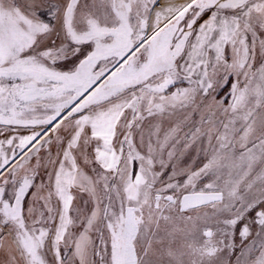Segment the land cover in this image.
I'll return each mask as SVG.
<instances>
[{"label": "snow or ice", "instance_id": "obj_1", "mask_svg": "<svg viewBox=\"0 0 264 264\" xmlns=\"http://www.w3.org/2000/svg\"><path fill=\"white\" fill-rule=\"evenodd\" d=\"M198 95L228 116L217 154L168 172L178 127L143 122ZM0 136V264H214L236 235L264 264V186L216 183L230 145L264 159V0H0Z\"/></svg>", "mask_w": 264, "mask_h": 264}, {"label": "rangeland", "instance_id": "obj_2", "mask_svg": "<svg viewBox=\"0 0 264 264\" xmlns=\"http://www.w3.org/2000/svg\"><path fill=\"white\" fill-rule=\"evenodd\" d=\"M259 62V56L257 57ZM187 82L180 87H187ZM175 87L169 88L168 91H175ZM217 100H223L224 107L231 102V98L225 95L223 92L220 94H214ZM146 115V114H145ZM228 116L225 115L220 107H218L212 101V96L203 98L197 96L195 102L189 104L186 107L169 108L162 114H156L143 122L145 142L148 139V133L154 129V126L159 125V138L163 141L165 134L169 129L173 127H178V131L175 133L174 137L170 139L163 149V160L168 165V172H171L172 167L175 166L178 170L184 168H191L192 170H197L207 163L216 153V149L219 148V143L217 141V136L222 134L225 130L223 123H227ZM223 122V123H222ZM199 129L200 132L197 133V138L192 141V134ZM211 131V141H209V130ZM137 142L139 141V136H136ZM152 141L155 144L156 136L152 137ZM188 145V147H185ZM251 147V145H249ZM168 151H173L174 155L169 160ZM243 149L239 145L229 146L227 149L221 150L219 153L227 157L223 163L228 164L229 167L222 168L219 172L220 179L216 181L217 185L221 188L224 187V182L228 179L232 181H240V191L242 194H246L247 197L258 195L262 186L261 181L258 179L261 175H264V159L257 160L253 163L251 170L248 169L247 161H241L239 159ZM54 154V151H52ZM91 152V148L89 149ZM46 155L42 151V156ZM87 170V169H85ZM138 171V166L135 169ZM156 170L159 171V164L156 166ZM247 172V175L245 173ZM215 179L214 176H210L204 179L198 187H203V184L210 182V180ZM252 184L251 190L247 189L248 184ZM82 199V198H81ZM85 199V198H84ZM87 199V196H86ZM76 207V206H74ZM90 207V205H89ZM234 241L237 244V249L234 254H229L228 250L224 253V259H218L217 264H236V256L239 255V245L240 238L238 235L234 237ZM249 241H245L247 244ZM258 254V252L256 253ZM244 257H241V264H243ZM215 263V262H214Z\"/></svg>", "mask_w": 264, "mask_h": 264}, {"label": "crops", "instance_id": "obj_3", "mask_svg": "<svg viewBox=\"0 0 264 264\" xmlns=\"http://www.w3.org/2000/svg\"><path fill=\"white\" fill-rule=\"evenodd\" d=\"M184 83H185V82H184ZM184 83H183V84H184ZM183 84H178L177 86H180V85H183ZM171 87H174V86H170V88H171ZM127 114H128V116H129V118H130V117H131V113L129 112V113H127ZM4 135H9V133H5ZM3 138H4L3 136H0V139H3ZM52 151H54V154H55V152H56V148H55V146H53ZM41 155H42V153H41ZM33 163H35V161H33ZM48 171H51V167H50V166H49V168H48ZM42 179H43V181H44L45 183H47V176L44 174V169H43V168L40 169V175L37 176L35 183H36L37 185H40ZM32 192H37V189H36V188H33V189L30 191V194H29V201H31V199H32V197H31V193H32ZM47 192H48V188L45 187V188H43V189H40V190L37 192V195H38V196H44V195H47ZM84 198L86 199V195H83V196H82V199H84ZM82 199H77V200L74 202V206H76V207H80V206H81V203H82ZM52 205H53V207H57V204H56V200H55V198H53ZM35 207H36L37 209L43 210V201L37 199V201H36V203H35ZM10 240H11V237H8V238H7V241H6V246H7V242L10 241ZM3 259H5L4 253H3V252H0V261H2Z\"/></svg>", "mask_w": 264, "mask_h": 264}, {"label": "flooded vegetation", "instance_id": "obj_4", "mask_svg": "<svg viewBox=\"0 0 264 264\" xmlns=\"http://www.w3.org/2000/svg\"><path fill=\"white\" fill-rule=\"evenodd\" d=\"M204 213H208V216H209V219H208V224H209V226L210 227H212L214 230L216 229V224H215V219L214 218H211V213H212V209L211 208H201L200 210H199V212L197 213V212H192V213H190L191 215H200V216H203L204 215ZM201 223H203V221L201 222ZM220 237H219V233H217V236H216V239H219ZM227 251V249H225L223 252H221V253H218L217 254V257H215L214 258V264H217V262L216 261H218V259H224L225 257H224V253Z\"/></svg>", "mask_w": 264, "mask_h": 264}, {"label": "bare ground", "instance_id": "obj_5", "mask_svg": "<svg viewBox=\"0 0 264 264\" xmlns=\"http://www.w3.org/2000/svg\"><path fill=\"white\" fill-rule=\"evenodd\" d=\"M185 0H164V4L178 5L184 3Z\"/></svg>", "mask_w": 264, "mask_h": 264}, {"label": "built area", "instance_id": "obj_6", "mask_svg": "<svg viewBox=\"0 0 264 264\" xmlns=\"http://www.w3.org/2000/svg\"><path fill=\"white\" fill-rule=\"evenodd\" d=\"M162 3H164V0H162Z\"/></svg>", "mask_w": 264, "mask_h": 264}]
</instances>
